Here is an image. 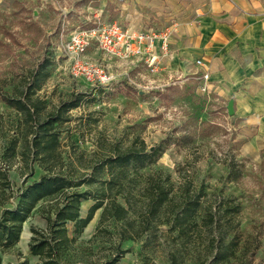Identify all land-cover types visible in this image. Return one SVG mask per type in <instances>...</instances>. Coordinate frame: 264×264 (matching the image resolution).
<instances>
[{"label": "rangeland", "instance_id": "obj_1", "mask_svg": "<svg viewBox=\"0 0 264 264\" xmlns=\"http://www.w3.org/2000/svg\"><path fill=\"white\" fill-rule=\"evenodd\" d=\"M89 1L10 0L0 9V166L8 175L6 189H0V218L6 207L17 204L23 188L47 173L39 161L30 162L28 157L31 121L5 101L23 98L32 72L47 58L49 76L33 95L41 106L35 117L46 119L62 103L80 96L79 106L56 124L62 161L54 173L72 179L89 177L91 166L101 158L115 149L139 148L144 141L147 151L157 149L160 157L142 172L161 181L169 177L168 185L177 195L174 207L152 219L145 205L146 178L134 176L135 182L127 187L135 195L128 217L102 221L103 207L98 209L66 251V260L72 264H107L115 258V264H264L263 105L246 102L241 91L216 87L204 92L201 73L166 76L145 60L134 68L94 47L88 50L93 59L102 63L104 57L113 63L109 66L113 83L98 86L77 80L64 55L62 30L66 38L75 29L116 19L114 10L91 11L84 4ZM232 98L237 110L233 116L228 112ZM95 177L96 181L69 190L89 193L81 205L82 217L107 194L103 180L108 175ZM198 193L202 196L197 224L183 236L174 227L173 208ZM117 200L129 207L122 195ZM59 202L49 198L37 204L23 224L19 243L0 249V264L40 262L30 252L32 228L45 231L47 216L53 215ZM67 228L74 236V224L69 222ZM130 235L135 237L125 239ZM232 240L237 245L229 252L226 248Z\"/></svg>", "mask_w": 264, "mask_h": 264}, {"label": "trees", "instance_id": "obj_2", "mask_svg": "<svg viewBox=\"0 0 264 264\" xmlns=\"http://www.w3.org/2000/svg\"><path fill=\"white\" fill-rule=\"evenodd\" d=\"M50 60L44 58L37 68L32 72L29 78L26 91L23 98L6 97L5 101L25 114L27 122L31 121L32 139L29 141L30 162L39 161L40 166L47 171L23 188L19 194L17 204L13 208L6 207L1 213L0 218V249L8 250L17 245L21 239L23 224L30 217L33 210L40 201L54 198L60 202L54 208L53 215L47 216L48 227L44 230L32 228L33 236L30 243V252L40 257L38 264H72L66 260V251L72 248L77 240V236L93 220L98 209L103 207L102 218H115L125 220L128 217L132 191L127 188L135 182L137 175L145 176L146 190L144 192L147 202L145 203L148 214L152 219H157L169 207L176 203L177 195L173 193V187L168 185L170 178L165 180H156L150 174H144L142 169L156 163L160 157V152L156 149L147 151L144 141L139 148H129L127 150L115 149L112 154L101 158L93 166L89 177L82 179H72L62 174L54 173L56 167L62 161L60 150V134L56 130V124L66 120L64 114L73 108L79 106L80 96L64 102L56 113L48 118L39 120L35 116L41 110L38 98H33L37 90L41 88L44 81L49 76L48 67ZM83 94V93H81ZM17 140L9 149L13 155ZM96 174H106L108 178L103 180L107 186L105 197L98 198L89 208L85 217L81 215L82 202L89 198L87 191H70L77 189L85 183L96 181ZM135 174V175H132ZM238 177V175L236 176ZM6 179L8 175L3 166H0V189H6ZM122 195L129 207L124 206L117 200V196ZM201 193L188 198H183L178 206L173 208L174 227L183 236H187L189 231L197 224L196 215L201 207ZM109 198L108 203L106 199ZM174 207V206H173ZM213 221V220H212ZM74 224V236L68 233L67 224ZM127 236L125 239L134 238ZM234 239V238H233ZM236 240H232L227 245V251L233 252ZM230 247V250L228 248ZM118 258H115L107 264H115ZM21 264H27L25 262Z\"/></svg>", "mask_w": 264, "mask_h": 264}, {"label": "crops", "instance_id": "obj_3", "mask_svg": "<svg viewBox=\"0 0 264 264\" xmlns=\"http://www.w3.org/2000/svg\"><path fill=\"white\" fill-rule=\"evenodd\" d=\"M9 1L0 0V9ZM84 4L91 11L114 10V21L120 19L136 30L174 27L171 53L163 56L155 50L154 71L161 69L159 74L166 76L208 73L210 91L216 87L241 91L246 102L264 107V0H90ZM146 58L120 62L135 68ZM105 61L103 57L102 64L112 73L113 63ZM232 99L236 113V99Z\"/></svg>", "mask_w": 264, "mask_h": 264}, {"label": "built area", "instance_id": "obj_4", "mask_svg": "<svg viewBox=\"0 0 264 264\" xmlns=\"http://www.w3.org/2000/svg\"><path fill=\"white\" fill-rule=\"evenodd\" d=\"M174 27L161 29L136 30L124 27L113 21H98L95 26L78 28L69 33L60 35L64 55L70 61V73L77 80L90 82L93 85L104 86L113 83L115 77L99 61L88 55V50L95 47L107 57L123 62H132L148 56L146 62L154 66L158 56L154 55L159 50L163 56L171 53V33ZM152 55V56H151ZM142 60V59H140ZM203 64L201 59L197 60ZM201 89L209 92V74L204 73Z\"/></svg>", "mask_w": 264, "mask_h": 264}, {"label": "water", "instance_id": "obj_5", "mask_svg": "<svg viewBox=\"0 0 264 264\" xmlns=\"http://www.w3.org/2000/svg\"><path fill=\"white\" fill-rule=\"evenodd\" d=\"M228 112H229V114H230L231 116H233L234 113H235L234 99H231V100L229 101V104H228Z\"/></svg>", "mask_w": 264, "mask_h": 264}]
</instances>
